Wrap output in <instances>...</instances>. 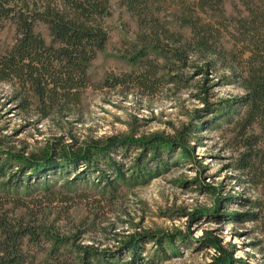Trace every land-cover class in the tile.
Listing matches in <instances>:
<instances>
[{
  "label": "rangeland",
  "instance_id": "obj_1",
  "mask_svg": "<svg viewBox=\"0 0 264 264\" xmlns=\"http://www.w3.org/2000/svg\"><path fill=\"white\" fill-rule=\"evenodd\" d=\"M121 1L111 0L110 41L90 68L93 86L83 92L78 106L48 116L35 105L23 106L14 87L0 82V164L10 154L40 160L45 153L73 151L108 138L138 145L156 138L183 142L179 130L199 123L198 134L187 136L189 155L183 159L182 149L176 148L152 164V153L146 151L137 171L132 166L144 149H134L126 158L111 154L120 175L104 171V179L81 165L78 172L66 171L62 166L68 164L60 162L62 170H51L45 179L49 194L35 189L43 178L27 182L29 175L23 176L17 192L7 188L11 175L20 170L13 164L0 175V194L10 189L26 202L39 198L42 206L34 218L70 242L63 249L73 253L75 264H84L82 247L93 253L92 264H224L218 259L229 251L234 264H264V218L244 219L258 211L254 203L264 209V182H254L239 168L249 149L264 156V126L255 124L246 131V137L258 136L254 146L245 147L237 137L248 107L240 103L245 89L228 63L210 68L195 56L187 64L157 56L159 72L148 90L132 82L116 83L114 78L125 73L136 77L142 70L129 62L134 45L141 43L137 21ZM235 2L225 0L229 15L236 13ZM167 20L186 40L191 37L188 26ZM40 30L48 39L45 27ZM13 38V27L6 26L0 47ZM221 43L231 50L229 38ZM27 183L32 186L26 193ZM15 215L30 218L23 208ZM152 236L156 240L146 242ZM133 239L140 241L137 257L129 250ZM209 239L216 245L207 244Z\"/></svg>",
  "mask_w": 264,
  "mask_h": 264
},
{
  "label": "trees",
  "instance_id": "obj_2",
  "mask_svg": "<svg viewBox=\"0 0 264 264\" xmlns=\"http://www.w3.org/2000/svg\"><path fill=\"white\" fill-rule=\"evenodd\" d=\"M171 1H121L137 21L141 43L134 45L129 62L134 67L141 66L142 70L136 77L125 73L114 80L121 85L132 82L141 90L152 88L159 72L157 56L173 57L184 64L195 56L210 68L228 63V68L246 91L240 103L248 106L245 117L237 125V137L242 138L245 147L254 146L258 136L246 137L245 133L255 124L264 126V0H238L235 2L236 13L231 15L225 10V0ZM111 15V0H0V33L6 26L14 29L13 42L5 48L0 47V82L14 87L23 106L35 105L48 116L78 106L83 92L93 86L90 68L110 41L108 19ZM169 18L188 26L191 37L186 40L177 33L167 20ZM41 27H45L48 39ZM225 37L232 43L231 50L221 43ZM200 128L199 123L183 126L179 130L183 142L178 139V142L168 143L156 138L138 145L132 140L108 138L73 151L59 149L55 153H45L40 160L10 154L0 164V175L5 167L12 168L17 164L20 170L11 175L5 184L7 188L13 186L17 192L23 176L29 175L27 182L32 177L43 178V185L35 184V189H44L49 194V180L45 179L60 167V162L68 164L62 166L66 171L69 167L78 172L81 165L104 179V171L120 175L111 154L126 158L128 152L142 148L144 153L132 166L139 171L140 162L147 157L146 151L152 153L149 159L152 164L161 163L163 152L168 154L166 151L176 148L182 149L181 155L185 159L190 153L187 136L198 134ZM239 168L250 174L254 182H264V156L260 152L247 150ZM25 185L27 189L32 186L30 183ZM10 189L0 194V264H75L73 253L63 249L70 242L54 235L50 229L47 231L34 218L42 206L40 199L35 197L26 202L24 197L14 196ZM212 194L216 195V192L212 191ZM254 204L258 211L244 219L260 221L264 218L263 206ZM18 208H23L26 217L30 218L15 215ZM237 218L243 220L242 216ZM147 240L154 242L156 239L152 236ZM162 240H158L160 248H163ZM139 244V240L133 239L129 245L130 252L136 257L135 249ZM207 244L216 245L212 239ZM82 250L84 264H92L93 253L86 247ZM223 254L224 258L218 262L235 263L231 251Z\"/></svg>",
  "mask_w": 264,
  "mask_h": 264
}]
</instances>
